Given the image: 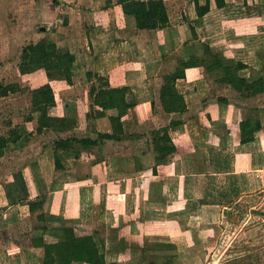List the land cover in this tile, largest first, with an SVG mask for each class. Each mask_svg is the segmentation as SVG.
Masks as SVG:
<instances>
[{
  "label": "crops",
  "instance_id": "1",
  "mask_svg": "<svg viewBox=\"0 0 264 264\" xmlns=\"http://www.w3.org/2000/svg\"><path fill=\"white\" fill-rule=\"evenodd\" d=\"M18 1L13 3L19 10L28 2ZM63 1H72L73 13L68 15L66 28L54 33L53 41L66 44L77 56L73 83L50 82L44 71L23 76L42 77L34 89L50 83L56 99L50 116L72 123L48 131L55 138L40 142L36 162L31 164L36 167L34 175L29 165L19 170L10 166L14 152H20L27 142L21 126L11 120L0 125V137L14 127L21 132L18 143L0 151V264L39 263L44 253L32 245V238L44 234L37 231L41 226L48 228L44 234L48 243L59 240L61 230L56 229L61 227H72L77 236L99 231L107 246L104 264H148L141 251L145 243L171 247L148 252L172 256L170 264H209L211 258V264H222L219 262L228 252V247L220 248L226 238L222 225L228 211L243 198L264 191V124L254 142L241 144L239 124L245 113L226 94L232 90L215 83L214 75L204 76L201 68H189L176 81L187 112L185 123L171 131L177 153L168 165L156 166L152 161L151 168L137 171L125 140L106 141L78 154L58 151L61 168L57 170L53 142L73 137L96 139L97 133H111L107 117L87 118L90 87L96 80L85 81L81 61L107 78L111 87L131 90L129 101L135 102L134 108L120 104L107 112L121 119L125 136L165 127L173 115H166L160 103L162 70L175 56L183 57L185 46L193 42L209 46L226 63L251 58V50L262 45L264 0H221L222 8L216 0H163L170 24L157 31L130 26L118 0ZM207 2L210 11L199 17L197 5L202 8ZM257 65L260 68L259 62ZM216 97L231 103H216ZM24 125L35 137L37 120ZM145 141L138 139L134 144L141 146ZM20 170L28 200L11 204L6 186ZM28 201L40 202L42 209L32 214ZM41 214L44 222H38ZM113 230L115 240H123L129 247L116 253L109 250ZM231 256L227 254L225 264H237L241 258Z\"/></svg>",
  "mask_w": 264,
  "mask_h": 264
},
{
  "label": "trees",
  "instance_id": "2",
  "mask_svg": "<svg viewBox=\"0 0 264 264\" xmlns=\"http://www.w3.org/2000/svg\"><path fill=\"white\" fill-rule=\"evenodd\" d=\"M220 1L216 0L218 8L224 6V3ZM118 4L122 7L127 23L137 30L157 31L170 24L168 9L163 0H118ZM209 11V2L202 8L197 5L199 17H203ZM184 49V56H175L169 66L161 72L163 85L160 89V103L166 115H173L172 120L165 127L128 136H125V128L121 119L117 116H108L107 112L120 104H126L130 109L134 108L135 102L129 101L131 90L127 87H111L107 78L95 74L91 70V65L81 61L85 81L91 83L94 79L96 80L90 87L91 106L87 118L94 120L107 117L111 125V133H97L96 139L73 137L55 140L53 146L56 169L61 168L58 151L78 154L81 150L99 147L106 141L122 143L125 140L128 141L127 148L133 153L132 159L137 171L151 168L152 161L156 166L168 165L177 153L171 131L185 123L184 115L187 112L185 96L176 87V81L183 78L185 70L189 68H201L204 76L214 75L215 83L229 88L239 95L244 104L237 102L235 105L245 113L239 124L240 143L244 145L254 142L256 134L262 130L264 124V103L254 104L258 100H264V67L262 64L260 63L259 70L247 76L244 72L249 70L250 66L248 64L241 60L236 63H226L209 46L193 42L191 45L185 46ZM76 61L77 56L72 48L66 44L43 38L23 48L18 70L21 75L44 71L50 82L65 81L72 84V67ZM259 61H264V59L260 57ZM20 90L21 87L16 83L1 84L0 100L16 94ZM215 101L219 104L231 103L230 100L224 97H216ZM55 105V93L50 83L32 90V112L37 117L33 118L31 116L27 121L37 120L35 131L38 135L51 131L53 128H61L64 124L72 123L67 119H57L50 116L49 111ZM20 133L18 127L10 128L6 137H0V151L7 149L9 145L18 143L21 139ZM149 136H151V141ZM138 139H146V141L141 146H136L134 141ZM25 140H28V138H25ZM32 168L35 171L36 167L33 166ZM6 194L11 204L24 203L28 200V192L21 171L15 174L14 182L6 186ZM240 202L235 207L242 205ZM28 205L32 214L38 209H42V204L37 201H30ZM230 215L231 213L228 212L227 216ZM37 219L38 222L45 221L42 214ZM56 230H61L60 235L62 232L64 235L62 237L59 235L57 242L48 243L44 237V234L48 231L47 226L37 228V231H42L44 234L34 236L32 245L35 248L42 249L44 255L39 263L31 264H104L103 254L106 253L107 246L100 238L102 234L99 231L94 232L92 235L77 236L73 234L72 227H61ZM111 232L109 236V239H111L110 251L116 253L124 247H129L123 240L116 241L113 236L114 230ZM156 248L172 249L168 246L145 243L141 246V251L148 264H170L173 259L172 256L163 257L148 254L149 251H151V254L154 251L156 252ZM234 254L236 255V253ZM149 257H153V260H149Z\"/></svg>",
  "mask_w": 264,
  "mask_h": 264
},
{
  "label": "rangeland",
  "instance_id": "3",
  "mask_svg": "<svg viewBox=\"0 0 264 264\" xmlns=\"http://www.w3.org/2000/svg\"><path fill=\"white\" fill-rule=\"evenodd\" d=\"M13 2L19 4L18 0H0V85L16 83L21 87V90L17 94L0 100V125L4 121L11 120L21 126L23 137L25 136L24 141L25 138L28 140L26 143L24 142L25 146L20 152L18 150L14 152L12 158L15 159L10 166H17V170H19L29 165L30 172L34 175L36 169L33 171L31 164L36 162L37 152L41 149H39L40 142L45 137L52 141L55 135L48 132L47 135L41 137V134L36 133L37 136L33 137V134H29L27 126L24 125L25 122H28L29 117H37L32 112L31 92L40 85L42 77L21 75L18 70L20 56L25 46L43 38L54 40V33L59 32L58 29L66 28L65 22H70L68 15L73 13L71 10L72 1L28 0L25 7L20 10ZM261 42L260 47L258 44L256 49L251 50V58H244V61L250 66L249 70L244 72L247 76L260 69L257 65L258 62L264 67V61H259L260 57L264 59V36H262ZM256 65L258 67H255ZM231 93H226L231 98V102L244 104L239 95L233 91ZM261 103L263 104L264 100H258L254 104ZM32 126L34 128L33 124H29L30 128ZM4 129L6 130L7 126ZM6 164L9 165V163ZM240 204L242 205L228 211L231 215L224 219L222 233H226L224 235L226 238L225 242H221L222 247L220 248L228 247L227 254H232L231 258L235 257L234 260L241 257L237 260V264H264V227H262L264 225V191L243 198ZM244 226L246 231L243 230ZM227 254L222 257L219 263L225 264L224 260L227 259ZM212 261H214L213 258H211Z\"/></svg>",
  "mask_w": 264,
  "mask_h": 264
}]
</instances>
